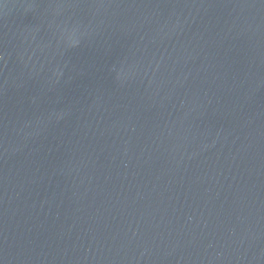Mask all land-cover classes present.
<instances>
[{
  "label": "water",
  "instance_id": "water-1",
  "mask_svg": "<svg viewBox=\"0 0 264 264\" xmlns=\"http://www.w3.org/2000/svg\"><path fill=\"white\" fill-rule=\"evenodd\" d=\"M0 264H264V0H0Z\"/></svg>",
  "mask_w": 264,
  "mask_h": 264
}]
</instances>
